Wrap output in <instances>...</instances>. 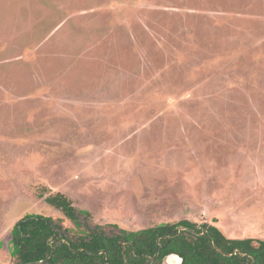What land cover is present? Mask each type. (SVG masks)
Here are the masks:
<instances>
[{"label": "rangeland", "instance_id": "obj_1", "mask_svg": "<svg viewBox=\"0 0 264 264\" xmlns=\"http://www.w3.org/2000/svg\"><path fill=\"white\" fill-rule=\"evenodd\" d=\"M48 192L264 241V0H0V264Z\"/></svg>", "mask_w": 264, "mask_h": 264}, {"label": "trees", "instance_id": "obj_2", "mask_svg": "<svg viewBox=\"0 0 264 264\" xmlns=\"http://www.w3.org/2000/svg\"><path fill=\"white\" fill-rule=\"evenodd\" d=\"M45 202L77 231L50 217L25 215L10 232L13 264H39L50 257L46 264H162L170 255L181 264H264V241L227 239L206 223L179 221L107 233L99 226L82 227L80 216L88 213L77 210L65 195L48 192Z\"/></svg>", "mask_w": 264, "mask_h": 264}, {"label": "water", "instance_id": "obj_3", "mask_svg": "<svg viewBox=\"0 0 264 264\" xmlns=\"http://www.w3.org/2000/svg\"><path fill=\"white\" fill-rule=\"evenodd\" d=\"M50 258L44 262H40L39 264H46L50 260ZM162 264H181V259L176 255H170L162 260Z\"/></svg>", "mask_w": 264, "mask_h": 264}]
</instances>
